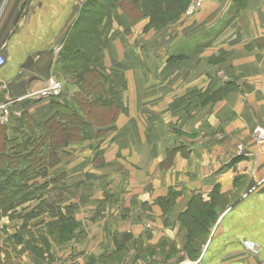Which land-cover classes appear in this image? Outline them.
Instances as JSON below:
<instances>
[{"label": "crops", "instance_id": "crops-1", "mask_svg": "<svg viewBox=\"0 0 264 264\" xmlns=\"http://www.w3.org/2000/svg\"><path fill=\"white\" fill-rule=\"evenodd\" d=\"M85 1L0 0V100L28 99L55 74L63 76L60 52ZM201 1L199 12L165 28H149L150 19L136 13L111 12L96 70L102 100L118 95L121 107L99 141L61 148L47 178L66 175L57 188H73L76 221L83 208L98 217L87 228L90 248L77 243L80 231L67 250L58 248L48 228H39L49 223L47 214L21 234L24 215L9 221L0 210V264H101L124 254L131 229L142 255H178L188 243L179 215L193 197L209 203L213 194L234 199L210 226L198 263L184 264H264V148L252 138L264 124V0ZM66 80L60 79L62 99L72 102L80 86ZM50 103L39 99L29 114L44 121L54 112ZM28 202L12 208H31L30 215L35 205ZM244 239L258 245V256L244 249ZM33 243L49 245L46 262L29 248ZM127 255L121 264L132 263Z\"/></svg>", "mask_w": 264, "mask_h": 264}, {"label": "trees", "instance_id": "trees-1", "mask_svg": "<svg viewBox=\"0 0 264 264\" xmlns=\"http://www.w3.org/2000/svg\"><path fill=\"white\" fill-rule=\"evenodd\" d=\"M178 1L180 0H86L83 3L77 20L66 36L60 56L61 61L66 58L67 63L75 65L74 63L80 62L85 66L83 71L73 69L69 64L62 68V71L64 68L69 70L74 83L80 86V92L73 97L72 102L63 101L62 95L51 98L50 104L54 112L44 121L38 122L31 115L23 113L21 118H13L18 126L14 122L9 125L0 123V205L16 199L10 203V207H16L30 199H37L30 197L39 193L38 208L30 216L49 211L53 216L65 219V222L71 220L61 213L60 205L66 201L65 192L62 193L57 188L58 182L66 175L62 174L49 181L47 178L60 164L61 148L73 142L99 141L111 130L110 119L113 115L116 118L121 107L118 95L102 100L104 85L99 81L101 73L96 70L100 65L104 41L110 31L111 12L120 9L127 14H141L150 19V27H167L169 15L171 19L179 18L180 14L173 16L174 13H184L192 0H181L179 5L175 4ZM2 101L4 98L0 100V104ZM94 126L98 130L91 133L90 129ZM169 157L171 158V154ZM42 180L45 182L42 183ZM28 189H32V192L26 193ZM68 191L72 193V190ZM175 198V195H170L168 203L173 204ZM208 205L213 206V203H204L201 197H193L187 210L180 216L181 222L184 224L183 216L193 207ZM199 223L201 227L206 225L202 221ZM63 228L64 225L60 229ZM187 246H184L183 251L187 250L189 253Z\"/></svg>", "mask_w": 264, "mask_h": 264}, {"label": "rangeland", "instance_id": "rangeland-1", "mask_svg": "<svg viewBox=\"0 0 264 264\" xmlns=\"http://www.w3.org/2000/svg\"><path fill=\"white\" fill-rule=\"evenodd\" d=\"M180 2H181V0L175 4L179 5ZM193 2H194V0L191 1V3L187 7V9L184 11V13H180V11H177L176 13H174L173 16L180 14V17H181L182 15H185L187 10L193 4ZM200 2H201V6H200V8H201L202 7V1L200 0ZM176 6L177 5H175V7ZM200 8H199V10H200ZM199 10L197 12H199ZM137 15L142 17L141 14H137ZM180 17L179 18L177 17L178 19L177 18L171 19V15H169V17H168L169 21H168L167 26L174 24L177 20L180 19ZM149 28H165V27L153 25L152 27L149 26ZM60 56H62L61 52H60ZM62 61H63L62 65L69 64L73 67V69L74 68L79 69L80 71L84 70L85 66H83L80 62L74 63L75 65H73V63H70V62L67 63L66 58ZM71 66H69V67H71ZM60 72L62 73L63 76L58 75L59 77H57V75L55 74V76L53 78L48 79L47 82H49L50 80H54V81L56 80L55 82L62 83L60 81V79L64 78L65 80L67 79L66 81H69L70 84L74 83L72 76L69 74V70L64 68V71H60ZM65 77H67V78H65ZM74 84H76V82ZM35 92H37V90H35L34 93ZM63 94H64V85H63V90H62L61 95L63 96ZM28 95H27L28 99H19L17 101L12 99V98H10L9 101H8V99H4V101H2V105H5L7 107L8 117L6 118L7 122H4V121H6V119L5 120L2 119L3 113H2V107H0V123L2 122V123L9 125L15 121L13 118H17V117L21 118L23 113L30 115L29 113H31V112H30L29 108L32 109L31 104L37 103V101L39 99H31L28 97ZM46 99H51V98H46ZM14 101H16V102H14ZM63 101H65V100H63ZM0 106H1V104H0ZM108 112H109V110H108ZM109 113H111V112H109ZM14 123L16 126L19 125L16 122H14ZM254 131L252 133L253 140L255 139L254 138V135H255ZM240 146H244V145L239 144L237 146V151H239ZM68 190H72V192H73V188L67 187V189H64V191H65V197L64 198L66 199V201L63 204H61V205H64L66 203V205H67L66 209L61 208V205H60L61 213L63 215H65L66 218L71 219L68 222H65V219H62L59 216H53L49 211H47L45 213L44 212L40 213V214L32 216V217H30V215L28 214V212L32 211L31 208H26L24 210L20 209L19 213H16L15 208L10 207V205L6 206L5 205L6 203H2L0 205V208H1L0 210L4 216L9 217V219H8L9 221L14 220L15 217H17L19 219L20 217H22V215H24L22 218H20V219H23V223H22L23 229L21 231V234H30L27 230V225L29 226L30 220H34L35 218H40L44 214H47L48 218L50 219L49 223H45V225L40 224L39 228L40 227H42V229L48 228L46 232H49V234L56 240V245L58 248L67 250V248H69L68 243L72 242V238L74 236V235L71 236V234L72 233L79 234V231H80V235H78V237H77V239H79L80 241H78L77 243L81 244V246L84 248V250H86V249L90 248V245H91V243H89V241L87 240V238L91 237V233H90L91 228H89V230L87 228L92 227V225H91L92 222L95 223L96 220L98 219V217L97 216L93 217L92 214H90L91 211L83 208L82 215L84 216V218L80 219V221L79 220L76 221V219L72 216V215L76 214V211L74 209V204H73L76 197L71 195L72 193H69L70 191H68ZM251 192H253V191H251ZM236 196L237 195H235V198H236ZM232 199H234V196L214 195L213 194L210 198V201H211V203H213V206L208 205V206L200 207V208L198 206H196V207H193L185 217L183 216L184 224H185V228H186L187 239H188L187 240L188 243L186 245L189 246L192 244V245H194V248H195V250H193L194 248L192 247V245L189 246V249H190L189 253L187 250L183 251L184 246L182 245L183 248H182V250L180 249V251L177 253L178 255H176L174 250H172L173 251L172 256H169V253L166 255L164 253H162L161 255L158 254L157 256H155L156 260L154 259V255L156 253L153 254L152 250L151 251L148 250L146 254L142 255L141 252H143V251H142L141 243H139L137 240L138 239L136 236L137 234L133 233L132 232L133 230L131 229V230H128L127 234H126V235L129 234L128 236H130V238H127L124 240L125 245L123 246L124 250L122 251L124 254H120L118 257L116 256V257H114L108 261H103V262L101 261L102 262L101 264H121L124 261H126L127 257H129L127 255V253L130 254L131 260H128V262L129 261L132 262L131 264H155V263H158V264H184L188 260L191 262H197L198 263L197 260L199 257V253L202 252L203 248L205 247L207 237L210 235V231L212 230L210 228V226H214L219 215L230 204ZM90 203H91V199L89 200L88 205ZM96 203H97V205H95V209H98L100 207V205H99V202H96ZM28 204L29 205H35V211H36V209L38 208L37 206L39 205V200L33 201L31 203L28 202ZM33 208H34V206H33ZM93 211H95V210H93ZM181 215H179V221L180 222H181V218H182V217L180 218ZM106 218H107V220H110L108 217H106ZM99 219H100V216H99ZM105 221H106V219H105ZM200 221L205 222V224L208 228L205 229L204 227H201V225L199 223ZM61 225L62 226L64 225L63 229H60ZM42 229L34 228V231H36L38 233L39 230L43 231ZM92 230L95 231L94 229H92ZM43 232H45V231H43ZM83 238L87 240V243H86V240H84ZM127 240H129V241H127ZM184 240H185V234H184V236L182 235V237H181V241L184 242ZM245 241H248L250 243H254L250 240L244 239L241 242L243 247H244L243 243ZM254 244L257 245L256 243H254ZM28 246H29V248L33 249L34 252H36V254L38 255L37 257L40 258V260H42L44 262L47 261L46 255L48 252L49 245H47V244L38 245V244L33 243V244H29ZM244 249H245V247H244ZM193 251H195V252H193ZM248 252H250V251H248ZM255 252L256 253H253V252H250V253L253 254L254 256H256V255L258 256L260 253V248L258 247V245L256 247ZM166 256L167 257H173V258L169 259ZM71 257L73 259H77L78 255L77 256L72 255ZM53 260H54V258H53ZM76 264H79V263H76Z\"/></svg>", "mask_w": 264, "mask_h": 264}, {"label": "built area", "instance_id": "built-area-1", "mask_svg": "<svg viewBox=\"0 0 264 264\" xmlns=\"http://www.w3.org/2000/svg\"><path fill=\"white\" fill-rule=\"evenodd\" d=\"M201 6V2L200 0H194L193 4L190 6V8L187 10L186 15L188 16H192L194 15L200 8ZM5 64V59L3 57V55L0 53V68H2ZM3 92H6L7 89V85L3 84L1 87ZM63 90V84L60 82H55L54 80H50L49 82H47L44 87L37 91V92H31L28 97L31 99H46V98H52V97H59L62 93ZM7 99V98H6ZM9 100V99H8ZM16 102V101H14ZM2 113H3V117L2 119L5 120L8 117V109L5 105H2ZM7 122V119L6 121ZM1 124H5L2 123ZM254 141L255 143L264 148V125L262 126H258L255 131H254ZM245 147L244 146H240V149L238 151L239 154L243 153ZM244 247L246 250L256 253V247L257 245H255L254 243H250L248 241H245L243 243Z\"/></svg>", "mask_w": 264, "mask_h": 264}, {"label": "bare ground", "instance_id": "bare-ground-1", "mask_svg": "<svg viewBox=\"0 0 264 264\" xmlns=\"http://www.w3.org/2000/svg\"><path fill=\"white\" fill-rule=\"evenodd\" d=\"M56 81V80H55ZM9 101V100H8ZM17 101V100H16Z\"/></svg>", "mask_w": 264, "mask_h": 264}]
</instances>
